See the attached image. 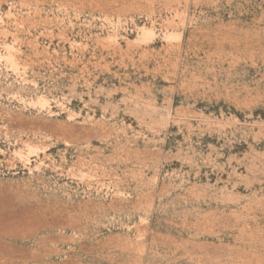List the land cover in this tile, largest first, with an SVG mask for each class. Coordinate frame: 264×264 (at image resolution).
Here are the masks:
<instances>
[{"label": "rangeland", "instance_id": "obj_1", "mask_svg": "<svg viewBox=\"0 0 264 264\" xmlns=\"http://www.w3.org/2000/svg\"><path fill=\"white\" fill-rule=\"evenodd\" d=\"M0 264H264V0H0Z\"/></svg>", "mask_w": 264, "mask_h": 264}]
</instances>
